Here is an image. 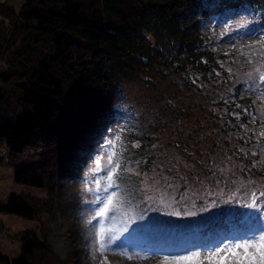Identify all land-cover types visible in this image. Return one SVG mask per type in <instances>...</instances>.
Masks as SVG:
<instances>
[{
  "label": "trees",
  "instance_id": "1",
  "mask_svg": "<svg viewBox=\"0 0 264 264\" xmlns=\"http://www.w3.org/2000/svg\"><path fill=\"white\" fill-rule=\"evenodd\" d=\"M21 1L19 7L0 1V165L9 162L16 183L46 189L48 196L11 192L0 201V214L31 220L47 214L52 223L90 219L96 196L103 195L91 184L104 175L95 172L96 160L111 151L122 161L114 176L121 188L115 190L127 196L137 219L116 241L129 237L124 248L106 256L160 264L150 249L211 247L244 227L240 213L251 210L242 207L209 212L200 223H148L147 211L145 219L138 218L145 211L138 206L139 178L124 163L130 157L147 166L153 139L141 133L144 126L127 104L126 81L160 71L188 86L227 85L231 54L212 32L240 15L249 28L264 25V0ZM216 98L219 109L210 110L211 117L225 119L228 128L244 129L257 117L255 97L240 83ZM120 123L121 141L106 147ZM100 167L105 169L102 162ZM20 240L21 254L11 258L0 249V264H57L37 232H23Z\"/></svg>",
  "mask_w": 264,
  "mask_h": 264
},
{
  "label": "rangeland",
  "instance_id": "2",
  "mask_svg": "<svg viewBox=\"0 0 264 264\" xmlns=\"http://www.w3.org/2000/svg\"><path fill=\"white\" fill-rule=\"evenodd\" d=\"M0 1L17 7L22 3L21 0ZM246 18L242 15L232 18L220 23L212 32L219 46L231 54L226 65L230 76L227 85L188 86L181 78L160 71L146 72L142 75L143 79L126 81L127 104L144 126H140L141 133L150 134L153 139L149 149L151 160L147 166L137 164L130 157L124 163L129 173L136 172L138 175V194L159 197L166 191L164 178H167L179 190L176 192L177 199L185 189L196 193L198 197L194 201L195 207L192 203H186L164 208L147 199L140 200L138 206L149 209L146 212L149 214L148 223L159 220L170 223L192 220L200 223L201 216L209 212L217 213L219 209L228 207L231 210L241 208L238 203H221L237 188L240 193L238 198L244 196L247 190L248 193H255L258 205L264 201V196L260 195L264 191V137L260 136V132L264 131V88L249 91L245 83L250 73L258 79L257 69L264 72V60L259 59L262 49L257 44L261 37L246 35V28L239 27L243 23L249 26L250 21ZM225 35L227 38L224 39ZM249 60L252 63H248ZM238 83L246 93L254 95L256 103L257 117L244 129L231 127L233 125L228 128L225 119H214L210 113V110L219 109L216 97L228 93ZM122 127L123 123L116 127L115 135L109 136L111 141H121ZM112 154L111 151L101 152L99 160L105 168L109 166L108 157ZM119 159L112 155L113 164ZM15 173L16 169L9 162L0 165V201H5L11 192L39 198L48 196L46 189L16 183ZM88 177H92V174H88ZM154 180L157 183L153 188ZM91 184L94 188L95 184ZM146 185L148 192L144 193ZM87 188L91 194L90 183ZM208 192L212 195H207ZM213 200L219 203V207L211 208L209 212L199 211L204 204H210ZM154 207H160L161 210H150ZM176 208L182 215L166 214ZM189 211H197L198 214L186 215ZM88 220L89 217H85L52 223L47 214L39 220H31L1 213L0 249L11 258L18 257L22 250L20 234L33 230L48 242L57 264H102L105 260L111 264H128L120 255L108 257L106 252L100 253L98 243L93 248L98 229L94 227L96 222L89 224Z\"/></svg>",
  "mask_w": 264,
  "mask_h": 264
},
{
  "label": "snow or ice",
  "instance_id": "3",
  "mask_svg": "<svg viewBox=\"0 0 264 264\" xmlns=\"http://www.w3.org/2000/svg\"><path fill=\"white\" fill-rule=\"evenodd\" d=\"M240 28H246V35H257L261 37L257 41V44L261 46L259 59L264 60V25L257 24L255 27H247L246 23L240 24ZM227 34V33H225ZM255 47V46H249ZM252 63L251 60L247 61ZM256 79L253 74H249L248 80L245 81L249 91L258 90L264 88V72L257 69ZM247 111V110H245ZM115 135V133H113ZM260 136L264 137V131L260 132ZM119 139V137H117ZM106 147L114 148L111 140H108ZM139 147V145H135ZM264 147V146H262ZM113 153L112 155H114ZM112 155L108 157L109 166L105 169H101V161L96 160V173L104 172V175L98 176L94 180L95 191L102 193L103 195L96 196L94 203L98 205L94 215L88 220L89 224L96 221L94 227L97 230L95 233L96 242L93 244V248H96L98 243V251L105 253L109 251L121 250L124 248L125 242L129 237L125 236L120 243H116L119 237L127 232L132 223H135L137 219L136 215H133L134 206L126 195H120L115 189H120L121 185L118 184L119 176L114 179L116 172L121 168L120 161L117 160L112 163ZM139 163V161L137 162ZM157 181H153V188ZM164 185L166 191L161 193L159 197H153L151 195H142V199H147L153 204L163 205L164 208L173 207L177 205H183L186 203H192L195 207L194 201L197 194L189 189H185L184 192L179 193V198H176V192L178 188H174L172 183L164 178ZM243 187V185H241ZM111 190V191H110ZM170 190V191H169ZM144 193L148 192V186H145ZM207 195H212L208 192ZM240 195L239 188L235 189L232 194L226 200H222L221 203L241 204L242 208L250 209L249 212H241L240 215L244 218V227L237 231H232L220 238L219 242L211 247L195 246L191 248H183L176 250L174 248L161 249L159 251L152 250L154 255L160 256V264H220L225 259H228L229 264H264V201L258 205L256 202L255 193H248L247 190L244 196ZM261 196H264V191L260 192ZM246 199L247 202L242 200ZM219 207V203L213 200L210 204H204L199 211L209 212L211 208ZM149 209H145L144 212L139 214V219H145V212ZM152 211H160V207L150 208ZM167 215L180 216L182 213L176 208L174 211L166 213ZM186 215L195 216L197 211H189ZM149 221V219H148ZM120 227H117V225ZM145 225V224H137ZM134 228L132 229L133 232ZM107 234V239L105 238ZM115 244V249L111 246ZM121 255H127L126 251H122ZM132 257L129 256V259ZM140 259H144V256H140Z\"/></svg>",
  "mask_w": 264,
  "mask_h": 264
}]
</instances>
